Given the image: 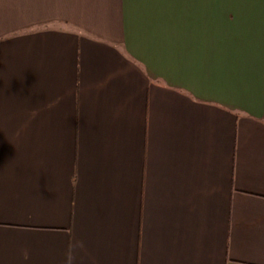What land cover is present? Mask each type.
Masks as SVG:
<instances>
[{
    "label": "crops",
    "instance_id": "obj_1",
    "mask_svg": "<svg viewBox=\"0 0 264 264\" xmlns=\"http://www.w3.org/2000/svg\"><path fill=\"white\" fill-rule=\"evenodd\" d=\"M0 264H264V0H0Z\"/></svg>",
    "mask_w": 264,
    "mask_h": 264
}]
</instances>
